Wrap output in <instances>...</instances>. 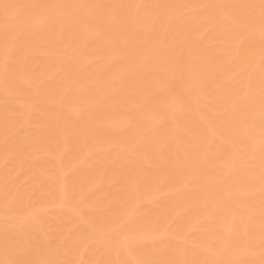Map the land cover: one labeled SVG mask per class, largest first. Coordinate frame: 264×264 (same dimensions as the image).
Instances as JSON below:
<instances>
[{
  "label": "bare ground",
  "instance_id": "obj_1",
  "mask_svg": "<svg viewBox=\"0 0 264 264\" xmlns=\"http://www.w3.org/2000/svg\"><path fill=\"white\" fill-rule=\"evenodd\" d=\"M0 264H264V0H0Z\"/></svg>",
  "mask_w": 264,
  "mask_h": 264
}]
</instances>
